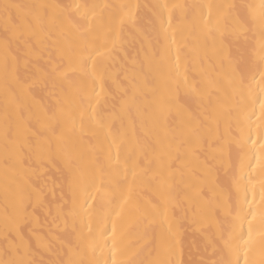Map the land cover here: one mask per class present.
Listing matches in <instances>:
<instances>
[{"label": "bare ground", "instance_id": "bare-ground-1", "mask_svg": "<svg viewBox=\"0 0 264 264\" xmlns=\"http://www.w3.org/2000/svg\"><path fill=\"white\" fill-rule=\"evenodd\" d=\"M4 3L139 6L134 10V20H126L123 24L117 23L113 26L116 44L113 46L109 43L111 57L107 61L103 89L97 84L96 90L100 94L93 99V119H85L82 127L78 124L75 135L66 141L65 151L74 153L79 158L80 166L94 176L99 189L91 193L95 196V200L90 201L94 208L91 217H84V223H77L75 229L70 219L67 224L62 219L56 224L52 223V217L63 203L61 196L70 198L67 194L66 171L64 174L60 171L65 168L63 157L57 158L55 164H48L46 167L33 162L32 168L26 174H10L9 182L13 179L25 185L34 182L43 189V207H35L29 226L45 241V246L39 248L34 255L36 260H44L48 264L50 260L67 261L78 258L69 250L68 245L70 242L74 248L81 234L94 237L100 248L104 247L105 242L110 248V212L122 196L127 197L128 203L124 205L121 221H118V232L122 227L124 233L123 240L119 243L127 250L129 259H152L161 231L159 217L155 222L152 220L155 215L154 205L161 203V165L158 160L162 151L160 141L165 136L167 140H175L182 133H187L185 122L200 116L209 99L214 103L217 98L220 101L226 100L225 94L230 92L227 78L235 68L234 64L229 63V55L233 58L237 55L238 42L234 37L225 33L223 44L219 39L216 42L205 40L199 32L188 29V22L198 18L200 5L258 4L259 0H0V5ZM163 4H167L169 8L161 10L159 6ZM97 11L98 22H107L114 12L113 9ZM222 11L226 14L228 9L224 8ZM169 13L172 15V29L165 33L161 28V20L166 25ZM46 24L52 35L60 38L61 44L64 43V37L68 41L74 39L71 25L67 22L62 26L59 22L53 25L46 21ZM3 33L4 20L0 9V37ZM173 33L175 44L172 43ZM55 44L56 41L48 39L46 33L42 34L36 52L29 57L32 63L25 66L22 61L20 65L21 76L36 85V98L29 103L32 106V122L37 127V120L43 121L53 112L61 117L60 106L63 105L66 109L69 107L70 94L59 79L53 77L46 83L40 79V69L48 66L49 58L53 61L59 59ZM21 48L24 46L21 45ZM177 48L181 53L179 75L173 69ZM13 51H16L15 45ZM2 55L3 43L0 41V60ZM3 80L4 72L0 63V151L5 104ZM164 81L169 82V90L161 89ZM86 84L90 92L91 81H86ZM193 88L195 92L192 91ZM238 103V110H234L229 117L231 127L221 124L220 131L227 138L235 137L242 144L250 131L246 117L252 106L250 100ZM161 108L168 112L170 126L159 120ZM256 110L258 113V106ZM252 138L257 139L254 132ZM213 142L214 140H210L208 143ZM166 144L165 140V146ZM252 147L248 144L245 150ZM205 148L201 160L209 153L215 154L214 149L207 144ZM255 148L258 150L259 145ZM238 150L237 143L233 142L231 151H226L221 159L212 161L211 175L197 167V161L186 149L179 152L172 150V157L168 161L170 168L164 171L169 200L167 215L181 233V258L191 264H198L201 259L218 258L213 257L211 248L206 250V241L201 233L206 230L209 221L201 215V210L206 207L208 200L219 199L221 203L215 206L211 223L215 225L216 220H219L227 226V209L223 205L227 200L230 178L237 164ZM262 178L264 172L257 168L253 175L257 203ZM117 181L120 183L119 190L115 189ZM4 184V168L0 163V221ZM210 186H215V192L209 190ZM197 204L200 205L199 209ZM29 211L32 212L33 209L29 208ZM105 226L109 236L103 235ZM89 227L92 229L91 233L88 232ZM256 230H264L259 218ZM25 232H28L27 228ZM261 239L260 235L256 236L257 243ZM4 247L0 223V256L3 255ZM33 247H36L35 239ZM95 255L100 258L101 252L97 250ZM103 257H110L107 248L104 249Z\"/></svg>", "mask_w": 264, "mask_h": 264}, {"label": "snow or ice", "instance_id": "snow-or-ice-1", "mask_svg": "<svg viewBox=\"0 0 264 264\" xmlns=\"http://www.w3.org/2000/svg\"><path fill=\"white\" fill-rule=\"evenodd\" d=\"M137 7L139 6L130 4L0 5L4 20V33L0 37L3 43L0 63L4 72L5 98L0 151V163L5 175L0 223L5 247L3 255L0 256V264H45L44 260L34 258L36 251L45 246V241L40 238L39 233L29 227L35 207H43V189L34 182L27 185L14 179L9 182L10 174H26L27 170L32 168L33 162L46 167L48 164H55L57 158H64L65 168L60 171L62 174L66 171L67 194L70 198L61 196L63 203L52 217L53 224L61 219L67 224L70 219L75 229L77 223H84V217H91L94 208L90 201L95 200L91 193L99 189L94 176L80 166L79 158L74 153L65 151L66 141L75 135L78 124L82 127L85 119H93V99L100 94L96 90L97 84H100L102 90V82L107 74V61L111 57L109 43L113 46L116 44L113 26L117 23L123 24L126 20H134V10ZM159 7L161 10L169 8L167 4ZM198 7L201 9L199 16L188 22V29L191 32H199L205 40L216 42L219 39L221 44L224 43L225 33L234 37L238 42L237 55L235 58L229 55V63L234 64L235 68L227 78V88L230 92L225 94V101L217 98L214 103L209 99L200 116L185 122L187 133H182L175 140H167L165 136L164 140L160 141L162 151L158 160L161 165V203L154 205L155 215L152 220L155 222L159 217L161 231L153 258L147 261L129 259L127 250L119 243L123 240L124 233L122 227L118 232V221H121L124 205L128 203L127 197L122 196L110 212V248L107 242L100 248L94 237L81 234L74 248L70 242L68 245L69 250L78 258L67 261L50 260L48 264H191L181 258V233L167 215L169 200L164 171L170 168L168 161L172 157V150L179 152L186 149L197 161V167L211 175L212 161L221 159L226 151H231L233 142L237 143L239 150L236 153L237 164L230 178L227 200L223 205L227 209V226L219 220H216L215 225L211 223L215 206L221 203L219 199L208 200L206 207L201 210V215L209 221L206 230L201 233L206 241V250L211 248L213 257L218 258L201 259L198 264H264V230H256L258 218L259 223L264 226V178L260 181L259 203L253 182L257 168L264 172V0H259L258 4H207ZM224 8L228 9L226 14L222 11ZM98 9H113L114 12L107 22H98ZM46 21L53 25L59 22L61 26L67 22L71 25L74 39L68 41L64 37V43L61 44L60 38L52 35ZM161 28L165 33L172 29L171 13L168 14L166 25L161 20ZM45 33L48 39L56 41L59 59L53 61L49 58L48 66L40 69V79L45 83L53 77L59 79L70 98L67 109L63 105L60 106L61 117H57L53 112L47 119L37 120V127L32 122V106L29 103L36 98V85L21 76L20 65L22 61L25 66L32 63L29 57L36 52L37 43L41 42V35ZM172 43H176L175 33ZM13 45L16 46L15 52ZM21 45L24 46L23 49ZM180 55L177 48L173 65L177 75ZM86 81H91L90 92ZM160 87L162 90H169L170 84L164 81ZM217 90L220 91L219 88ZM192 91L195 92V88ZM246 100H250L252 106L246 117L250 131L247 139L241 144L235 137L227 138L220 128L221 124L231 127L229 117L234 110H238V101ZM159 120L170 126L168 112L164 108L160 110ZM253 132L257 136L255 140L252 138ZM210 140L214 142L209 144ZM206 144L214 149L215 154L209 153L201 160V155L206 151ZM248 144L253 147L245 150ZM257 144L258 150L255 148ZM119 188L120 183L117 181L115 189ZM209 190L215 192V186H210ZM29 208L33 211L30 212ZM197 208H200L199 204ZM88 232H92L91 227ZM103 235L109 236L106 226ZM257 235L262 237L259 243L256 241ZM33 239L36 241V247H33ZM105 248L110 257H103ZM97 250L101 252L100 258L95 255Z\"/></svg>", "mask_w": 264, "mask_h": 264}]
</instances>
